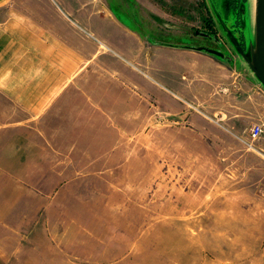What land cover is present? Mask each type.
Here are the masks:
<instances>
[{"label":"crops","instance_id":"1","mask_svg":"<svg viewBox=\"0 0 264 264\" xmlns=\"http://www.w3.org/2000/svg\"><path fill=\"white\" fill-rule=\"evenodd\" d=\"M60 1L0 0V225L45 218L53 189L111 170L149 123L195 139L217 122L230 140L258 110L263 86L236 59L149 40L100 0Z\"/></svg>","mask_w":264,"mask_h":264},{"label":"rangeland","instance_id":"2","mask_svg":"<svg viewBox=\"0 0 264 264\" xmlns=\"http://www.w3.org/2000/svg\"><path fill=\"white\" fill-rule=\"evenodd\" d=\"M100 2L149 40L248 67L236 45L248 55L252 0L239 4V23L226 0ZM261 88L258 110L230 140L217 122L195 139L176 123H149L111 170L53 189L45 218L3 220L0 264H264V159L246 146L247 127L264 113Z\"/></svg>","mask_w":264,"mask_h":264},{"label":"water","instance_id":"3","mask_svg":"<svg viewBox=\"0 0 264 264\" xmlns=\"http://www.w3.org/2000/svg\"><path fill=\"white\" fill-rule=\"evenodd\" d=\"M253 40L248 46V55L240 45L237 51L264 87V0H252Z\"/></svg>","mask_w":264,"mask_h":264},{"label":"built area","instance_id":"4","mask_svg":"<svg viewBox=\"0 0 264 264\" xmlns=\"http://www.w3.org/2000/svg\"><path fill=\"white\" fill-rule=\"evenodd\" d=\"M246 139L247 148L264 159V113L249 124Z\"/></svg>","mask_w":264,"mask_h":264},{"label":"trees","instance_id":"5","mask_svg":"<svg viewBox=\"0 0 264 264\" xmlns=\"http://www.w3.org/2000/svg\"><path fill=\"white\" fill-rule=\"evenodd\" d=\"M243 0H226V5L229 10L234 14V20L236 23H239V4L242 3Z\"/></svg>","mask_w":264,"mask_h":264}]
</instances>
